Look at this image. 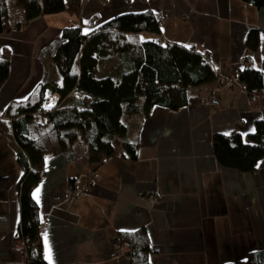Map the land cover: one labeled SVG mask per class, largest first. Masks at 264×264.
Returning a JSON list of instances; mask_svg holds the SVG:
<instances>
[{"label":"crops","instance_id":"0c3cea01","mask_svg":"<svg viewBox=\"0 0 264 264\" xmlns=\"http://www.w3.org/2000/svg\"><path fill=\"white\" fill-rule=\"evenodd\" d=\"M9 0L11 26L22 22L21 11ZM58 13L42 14L22 29L0 33V58L8 74L0 85V117L8 103L24 98L40 82L61 83L52 54L61 28L76 25L88 33L106 20L126 12L151 10L159 33L142 31V39L160 35L166 42L192 46L207 53L215 79L187 90V105L177 110L153 106L148 116L126 125L137 142L136 158L117 145L95 169L86 160L84 139L74 142L76 158L63 153L44 158L42 177L32 196L38 207L42 255L48 264H129L128 256L113 254L118 232L144 228L149 238L150 264H237L248 252L264 250V160L251 173L219 165L211 145L213 134L250 132L264 116L263 99L250 100L236 76L249 52L247 30L260 33L264 74V9L242 0H64ZM126 54L100 56L95 76L116 78L129 68ZM217 103H210V98ZM73 89L60 99L46 90L39 117L62 101H90ZM125 115V114H123ZM127 116V115H126ZM122 118V116H121ZM122 120V119H121ZM16 145L0 131V264H21L14 235L19 221ZM69 185L83 194L66 197ZM37 189L39 190L37 192ZM154 194L155 202L147 196ZM121 241V240H120Z\"/></svg>","mask_w":264,"mask_h":264},{"label":"trees","instance_id":"16d2710c","mask_svg":"<svg viewBox=\"0 0 264 264\" xmlns=\"http://www.w3.org/2000/svg\"><path fill=\"white\" fill-rule=\"evenodd\" d=\"M264 9V0H242ZM21 11L22 22L11 26L9 0H0V33L24 28L28 22L42 14L64 10V0H13ZM159 33L158 16L151 10L126 12L116 15L88 33L76 25L61 28L54 45L52 61L61 75V83H36L22 99L11 100L0 117V131L12 135L16 145L15 159L20 169L18 181L19 221L14 240L26 237L27 264H48L42 255L38 229V207L32 191L41 179L44 158L63 153L67 161L76 158L73 144L84 139L86 160L92 169L115 152L121 145L128 157L136 158L137 142L129 138V130L121 116L141 120L153 106L177 110L188 103L187 90L212 82L216 75L210 64L192 46L172 42L158 44L153 39H142L139 33ZM249 54L238 69V80L248 93L264 89V74L257 68L260 59V33L250 27L244 38ZM113 52L124 53L130 67L116 78L95 76L100 56ZM8 74V61L0 58V85ZM73 89L91 97L82 107L78 102L62 101L39 117L46 90L64 98ZM212 151L219 165L242 173L256 170L258 161L264 160V116L253 122L245 135L234 132L229 136L212 135ZM7 176L0 175V181ZM116 239L126 243L129 264H150L149 238L144 228L118 232ZM237 264H264V250L247 253Z\"/></svg>","mask_w":264,"mask_h":264},{"label":"built area","instance_id":"2783aa9c","mask_svg":"<svg viewBox=\"0 0 264 264\" xmlns=\"http://www.w3.org/2000/svg\"><path fill=\"white\" fill-rule=\"evenodd\" d=\"M163 20V17H159L158 18V22H161ZM154 41L158 44H162L164 42H166L160 35H156L154 37ZM193 50L196 51V48L193 47ZM204 58L207 57V53L205 52H202L200 53ZM245 63V58L242 59V64ZM236 76H238V72L236 74ZM215 82H216V86H226V87H230L232 86V80L228 77H224V76H221V75H217L215 77ZM242 85V88L244 90H246L245 88V84H241ZM247 92V90H246ZM248 97L250 100H254L255 98H258V97H261L263 99V109H264V89L258 93H248ZM210 103L212 104H215L217 103V99L214 98V97H211L210 98ZM83 194V191L82 189H78V188H75L73 185H69L68 187V190L66 191V197L67 198H72V197H75V196H79ZM147 199L150 201V202H155L157 200V197L156 195L154 194H150L147 196ZM46 225V222H41L39 225H38V229L40 231H42L44 229ZM15 244H16V247L18 248V250H20V252L22 253V263L21 264H27V260H26V249L28 248L29 246V239L26 238V237H20L18 238L17 240H15ZM113 254L115 255H124V256H128V253L130 252V248L129 246L120 241V240H116L115 243H114V246H113Z\"/></svg>","mask_w":264,"mask_h":264},{"label":"rangeland","instance_id":"374dc122","mask_svg":"<svg viewBox=\"0 0 264 264\" xmlns=\"http://www.w3.org/2000/svg\"><path fill=\"white\" fill-rule=\"evenodd\" d=\"M122 122L125 124V125H129L131 122H132V120L130 119V117L129 116H126V115H122ZM77 141V140H76Z\"/></svg>","mask_w":264,"mask_h":264},{"label":"snow or ice","instance_id":"6c2138e0","mask_svg":"<svg viewBox=\"0 0 264 264\" xmlns=\"http://www.w3.org/2000/svg\"><path fill=\"white\" fill-rule=\"evenodd\" d=\"M39 190L37 189V192H38Z\"/></svg>","mask_w":264,"mask_h":264}]
</instances>
